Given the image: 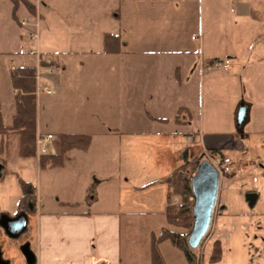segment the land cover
Segmentation results:
<instances>
[{
	"label": "crops",
	"instance_id": "crops-1",
	"mask_svg": "<svg viewBox=\"0 0 264 264\" xmlns=\"http://www.w3.org/2000/svg\"><path fill=\"white\" fill-rule=\"evenodd\" d=\"M31 3L36 16H29L38 25L44 16L39 4ZM84 4L88 9L110 7L104 19L115 23V29L100 28L91 35L99 43L93 49L75 48L80 44L76 40H85L81 37L74 38L72 49L55 46L54 60L61 67L54 75L45 74L46 86L55 93L37 96V133L54 135L55 146L62 135L91 136L92 142L86 151H70L60 168H43L38 155H18L20 171L34 168L35 178L18 180L37 189L34 206L27 213L28 221L36 219L37 230L35 237L25 235V230L14 238L27 237L24 251L33 257L29 264H152V238L171 230L166 219L165 180L193 156L188 143L200 149L201 157L221 152L229 158L237 155V160L231 158L244 169L256 165L246 158L252 150L250 140L238 137L213 115L222 102L232 98L238 76L246 77V70L253 69L247 77L255 78L256 87H261L258 68L264 63V51L257 39L247 38L245 43L251 48L243 59L234 46V33L228 29L250 18L248 6L240 8L242 3L234 0L212 2L210 20L221 29L214 50L208 48L204 0H84ZM42 6H52L59 13L72 7L74 16L82 9L58 0L43 1ZM74 20L76 26L79 22ZM25 21L35 26L29 20L21 22ZM105 34L122 36L127 43L123 53H104ZM39 48L31 51L37 66L29 65L27 54H21L23 64L11 69L37 68L39 56L43 57ZM220 60H230V69L214 70L212 64ZM15 94L13 89L7 112L12 123ZM180 109L188 110L190 117L181 115L178 124L175 119ZM5 114L0 107L3 122ZM260 168L264 171V165ZM233 177H227L229 190L235 184ZM228 195L221 199L220 213L214 217L212 245L197 264H211L215 242L222 247V260L215 264H264V211H254L259 194L256 201L234 196L231 202ZM172 204L180 205L181 198L172 197ZM162 245L160 252L168 264ZM167 249L174 264L183 262L182 252L173 246Z\"/></svg>",
	"mask_w": 264,
	"mask_h": 264
},
{
	"label": "rangeland",
	"instance_id": "rangeland-1",
	"mask_svg": "<svg viewBox=\"0 0 264 264\" xmlns=\"http://www.w3.org/2000/svg\"><path fill=\"white\" fill-rule=\"evenodd\" d=\"M29 1L37 2V4H39V10L44 16L42 21L39 20L38 28H36L37 25H35L33 19L30 18L29 12L25 6L22 5L19 8L15 9V4L12 0H0V53H3L0 54V107L2 108V110L6 111L4 123L8 124L9 126L12 125V122L10 121L11 118L7 112L13 102L11 72H14L16 69H18L15 68V70H12L11 67L21 66L23 64L21 63V57H23V55L21 54H27L26 56L30 58L26 59L29 65L33 64V66H37L34 59L35 57H32L31 51L38 50L39 46V55L42 54L44 59H50L55 63L56 61L54 60V57L57 56L54 53V49L56 48L55 46H64V48L72 49V46L75 45L74 38L76 40V38L81 37V39L84 38L85 40L83 42L82 40H76L80 44L76 45L75 48L91 47V49H93L97 46L96 44L99 43L98 40H96L95 37H91V35L95 36V34L99 32L100 28H102L103 30L111 31L115 29L116 26L115 23L110 22L108 19L105 20L108 9H110V7H106V4H104L102 7L89 6L88 9L85 8L84 0H58L65 6H74L76 4L81 5V11L76 16H74L75 14L72 7L66 8V10L68 11L66 13H59L55 11L54 7L52 6L48 9L44 8L42 6V2L46 0ZM47 1L51 2L53 0ZM234 1L242 3L240 4V8H242V5H244V7L247 9L248 6L250 12V18L246 20V23L244 21L243 24L239 23L237 27L228 29L230 33H234V46L241 53L244 59L250 52L249 49L251 48V45L249 43H245V40L247 38L257 39L264 51V0ZM96 2L99 3L101 2V0H96ZM212 2H210V0H204L203 5L205 10V31L209 33L207 37L209 41L208 48L214 50L215 44H213V42L214 39H217V41L219 40L218 37H220L221 29L215 26L214 19H212V21L210 20L211 14L213 15V12L211 10ZM92 9H95L96 11L93 12ZM89 10L90 15L88 12ZM74 19L78 20L79 22L76 24V26L72 24V22H75ZM23 20L32 21L35 26L33 27L32 24V26H30V23L27 21L25 22L28 24L26 26H23L21 22ZM83 21L86 23V25L82 23ZM103 22L105 24L104 26H102ZM36 31H38L39 35V38L37 40L32 39L30 36V33L34 35ZM220 47H225V45L222 44V46ZM214 63L212 64L214 70L227 71L230 69V67L227 70L216 68L213 66ZM229 63L231 66L230 60ZM69 64H72V67L75 68V65H73L71 61H69ZM44 68L45 67L41 68L43 77L41 86L48 85V81H46L45 79V76L47 75L45 70L46 68ZM239 70L241 71V67L239 68ZM53 71L57 73L58 69L54 68ZM252 71L253 69L249 72L248 70H246V77L244 75L238 76V80L235 83L236 88L233 87L234 93L232 98L228 102H222L213 116H217L219 121H224L225 128H233L235 134L238 137H242L244 135L248 140H250V142L252 143V150L248 153L246 158L248 162L251 161L254 163V165H256L253 168L248 167L247 169H244V166H242L240 162H234L235 165L232 174L221 176L222 186L220 187V195L215 208L213 221L205 239L198 248L191 249L188 245V238L192 231V228L190 230L182 228V221L179 226L176 225L179 228H170L173 231H177L180 234L186 235V238L184 240L185 247L191 256L192 263L195 264H197L198 261L201 260L202 256L204 257L206 250L209 246L212 245L215 226L214 217L215 215L217 216V214L220 213V201L221 199L222 202L223 200H225V195L229 194L228 197L231 202L234 196H237V198L240 197L241 201L247 198L256 201L259 194L260 201L258 202L257 206L254 207V211H264V171L260 168L261 165H264V63H262L258 68V73H260L259 77L263 78V84L259 88L256 87L255 78L250 79V81L247 77V74L250 72L252 73ZM54 93L55 91L53 92V94ZM41 96L42 95H40V97ZM44 99L45 97L43 96L41 100L44 101ZM243 105L247 109V118L244 124L239 127L237 124V114L240 107H242ZM8 141L10 145V152L9 156L6 159L7 161H10V166L8 168L9 171L6 169V167L5 170L8 173H4L2 171V175L0 177V231L2 232V235L0 237V264H29V254L31 253L24 251V245L28 247L25 243L27 242V240L24 241L25 239H27V237L24 236L17 239L10 236L7 232L4 231V227L2 226V218L5 217L6 219H15L17 218V213L19 215L18 202L21 198V189L18 178L20 177L24 180L35 178L34 168L29 167L26 172H22L20 171V169H18V163L20 161V159L18 158L19 138L17 136L10 135L8 137ZM187 148L192 151L193 155L190 159H188V161L194 160V158H197L196 155L200 154V149L198 147L190 146V144L188 143ZM36 155H38L37 151ZM230 156L234 157L237 160V155L230 154ZM205 159V157H200L197 160L198 165H200V163ZM232 175H234L233 179H235V184L229 190L228 187H226V184L228 183L227 177H230ZM247 205L248 208L246 209L250 210L249 203H247ZM33 206L34 202L31 204L30 209H32ZM23 215H25L27 219V213L24 212ZM26 227L27 229L25 235H32L33 237H35L37 230L36 219L29 220ZM139 240L140 243L143 244L142 236H139ZM22 242L23 244L21 246ZM167 248H172L171 244L168 242L162 245L161 250L166 260L168 261V264H172V255H170ZM179 256H181L183 261L181 264H189L188 260L184 256H182L181 254H179Z\"/></svg>",
	"mask_w": 264,
	"mask_h": 264
},
{
	"label": "trees",
	"instance_id": "trees-1",
	"mask_svg": "<svg viewBox=\"0 0 264 264\" xmlns=\"http://www.w3.org/2000/svg\"><path fill=\"white\" fill-rule=\"evenodd\" d=\"M12 1L15 4V9L23 5L27 8L31 15L36 16V8L31 2L27 0ZM103 39L105 54H121L127 46V43L122 40V36L119 34H105ZM55 61L56 62H53L54 64L52 63L51 66L59 69V62L57 60ZM41 65L45 68L49 67L44 60ZM36 75V67H21L16 69L14 72H11L12 87L16 92L14 97L16 113L13 117L12 126L7 127L0 115V166L3 168L4 173H7L5 170V156L10 147L8 141V137L10 135L17 136L19 138V157H36V142L38 135ZM183 114H187L189 116L190 113L186 109H180L175 119L176 123L181 124V115ZM159 122L166 123L167 121L159 120ZM91 142V136L62 135L58 138V143L56 144V154L41 156V166L43 168L47 166L60 168L65 164L66 156L70 151L75 149L86 151L90 148ZM212 155L225 157V155L221 152L212 153ZM196 157L199 159L201 156L199 155ZM197 158L180 165L165 180L168 187L166 219L171 227H177L176 225L179 226L182 221V228L189 230L193 228L194 201L191 178L198 168ZM18 181L22 192V197L18 204V211L20 215L24 212H30V206L36 200L37 189L32 183L26 182L22 179H19ZM174 196L181 198L180 205L177 206L172 204V197ZM185 238L186 235L173 230H163L159 236H154L151 243L152 264H165L164 258L160 252V246L165 242H169L175 249L182 252L188 262L191 263V256L185 247ZM221 260L222 247L220 242H215L210 256V263L215 264Z\"/></svg>",
	"mask_w": 264,
	"mask_h": 264
},
{
	"label": "water",
	"instance_id": "water-1",
	"mask_svg": "<svg viewBox=\"0 0 264 264\" xmlns=\"http://www.w3.org/2000/svg\"><path fill=\"white\" fill-rule=\"evenodd\" d=\"M247 118V109L243 105L237 114V124L241 127ZM2 167L0 166V177ZM220 173L208 161H203L197 168L191 178L193 193V228L188 238V245L191 249H196L205 239L215 212L219 198ZM27 219L21 215L16 219H7L2 221V226L12 237H18L26 230ZM32 255L29 256V262L32 263Z\"/></svg>",
	"mask_w": 264,
	"mask_h": 264
},
{
	"label": "built area",
	"instance_id": "built-area-1",
	"mask_svg": "<svg viewBox=\"0 0 264 264\" xmlns=\"http://www.w3.org/2000/svg\"><path fill=\"white\" fill-rule=\"evenodd\" d=\"M28 23L22 22L23 26H26ZM38 28V25L36 26ZM32 39L37 40L39 38L38 31L35 32L34 35L30 34ZM43 60L46 62V64L49 66L47 67L46 73L47 75H54L55 72L53 71L54 68L51 66L53 61L50 59H42L39 56V66L37 67V75H36V94L37 96L46 94V95H52L53 90L49 86H41V81L43 79L41 68L43 67L41 64ZM216 68L227 70L230 67L229 60L226 61H217L213 65ZM12 70H15V68H12ZM45 74V73H44ZM57 139L54 135H39L37 136V142H36V149L37 154L39 156H47V155H55L57 152L55 143ZM206 159L204 161H208L210 164H212L220 173V177L224 175L232 174L234 171V160H232L229 157H220V156H214L212 154H208L204 156Z\"/></svg>",
	"mask_w": 264,
	"mask_h": 264
},
{
	"label": "flooded vegetation",
	"instance_id": "flooded-vegetation-1",
	"mask_svg": "<svg viewBox=\"0 0 264 264\" xmlns=\"http://www.w3.org/2000/svg\"><path fill=\"white\" fill-rule=\"evenodd\" d=\"M21 215H22V214H21ZM21 215H18V217H20ZM18 217H17V218H18Z\"/></svg>",
	"mask_w": 264,
	"mask_h": 264
}]
</instances>
